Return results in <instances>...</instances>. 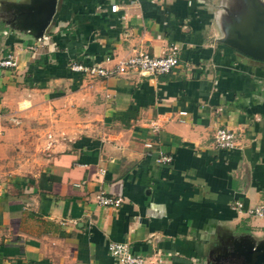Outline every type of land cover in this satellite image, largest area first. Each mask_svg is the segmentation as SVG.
<instances>
[{
  "label": "crops",
  "instance_id": "1",
  "mask_svg": "<svg viewBox=\"0 0 264 264\" xmlns=\"http://www.w3.org/2000/svg\"><path fill=\"white\" fill-rule=\"evenodd\" d=\"M35 3L0 0V58L16 63L0 67V160L44 122L29 175L0 188V264H112L109 242L143 264H238L244 236L264 241V217L233 208L264 201V61L224 42L250 27L249 1L55 0L40 40ZM169 45L165 74L68 68ZM217 127L231 149L214 147ZM100 190L119 205L97 204Z\"/></svg>",
  "mask_w": 264,
  "mask_h": 264
},
{
  "label": "built area",
  "instance_id": "2",
  "mask_svg": "<svg viewBox=\"0 0 264 264\" xmlns=\"http://www.w3.org/2000/svg\"><path fill=\"white\" fill-rule=\"evenodd\" d=\"M109 10L111 12H116L118 6L116 4H110ZM45 38L47 37L43 34L41 37L37 38V40ZM107 60V58L104 59V61ZM178 61L176 47L174 45H169L165 53L160 56L149 55L145 51H135L127 56L117 58L111 67H103L98 64L85 66L80 63L72 62L69 64L68 68L70 71L98 78L125 75L128 73L147 76L168 73L178 65ZM15 65V60L10 54H6L4 57L0 58V67H15ZM179 114H184V112L181 111ZM152 128L155 129L154 127ZM212 142L216 148L231 149L233 146V134L225 127H217L213 132ZM149 145V143L146 144V146ZM160 160L168 162L170 157L161 156ZM99 172L101 173L103 170L99 169ZM94 198L97 204L103 206H118L121 202L120 197L114 198L107 196L101 190L95 194ZM233 208L249 216L264 217V201L250 207H243L240 201H234ZM106 249L112 258V264H143V259L131 253L127 244L124 242H109L106 245Z\"/></svg>",
  "mask_w": 264,
  "mask_h": 264
},
{
  "label": "water",
  "instance_id": "3",
  "mask_svg": "<svg viewBox=\"0 0 264 264\" xmlns=\"http://www.w3.org/2000/svg\"><path fill=\"white\" fill-rule=\"evenodd\" d=\"M250 3V27L242 32H236L233 38L225 40V44L238 52L253 59L264 61V4L261 0H248ZM55 0H37L34 8L37 14V5L41 6V14L35 27V38L43 35V29L47 25L53 12ZM40 9V8H38ZM239 255L242 257L238 264H264V241L247 245L241 243Z\"/></svg>",
  "mask_w": 264,
  "mask_h": 264
},
{
  "label": "rangeland",
  "instance_id": "4",
  "mask_svg": "<svg viewBox=\"0 0 264 264\" xmlns=\"http://www.w3.org/2000/svg\"><path fill=\"white\" fill-rule=\"evenodd\" d=\"M222 1H223V3L218 5L219 8L224 10V8H226V7H229V8L231 7V5L228 3L229 0H222ZM225 15H227L226 12H225ZM43 118H45V116ZM29 119H31V117ZM26 124H27V127L34 129V130H32V133H31V130H28L27 132H23L21 134V137L17 140V143H16V145H14V147L3 149V154H2L3 156L0 160V161H2L0 163V172H3L0 175V188H1V186H5V185L7 186V184L9 186L11 184L13 182L9 179L11 177H14V176L17 177L18 176V177L26 178V176L29 175L26 172V169L30 168L31 159L35 158V160H38L41 156L43 148H42V146L40 147V146L36 145L37 140H35V138L36 137L38 138L40 136V132L38 134L36 131L41 130L44 126V122L42 121V114L39 113L31 122L27 121ZM23 128L25 130L24 124H23ZM42 135H43V133H42ZM32 136L34 138H32ZM42 138H44V136H42L40 138V140H42ZM15 170H17L19 172L14 174L13 171H15ZM7 173H10V174H7ZM11 173H13V174H11ZM7 175H8V177H7ZM7 178H8V180H7ZM18 181H20V180H18ZM247 216L251 217L252 219L256 218L254 216H249V215H247ZM257 218H263V217H257ZM247 238H248V236H244L243 240H242V243L245 245H247V243L251 242ZM240 248H242V247H240Z\"/></svg>",
  "mask_w": 264,
  "mask_h": 264
}]
</instances>
